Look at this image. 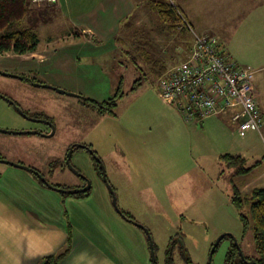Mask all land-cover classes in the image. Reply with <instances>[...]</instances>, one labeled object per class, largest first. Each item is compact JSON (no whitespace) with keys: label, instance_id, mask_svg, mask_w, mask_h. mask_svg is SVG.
I'll return each mask as SVG.
<instances>
[{"label":"rangeland","instance_id":"1","mask_svg":"<svg viewBox=\"0 0 264 264\" xmlns=\"http://www.w3.org/2000/svg\"><path fill=\"white\" fill-rule=\"evenodd\" d=\"M174 2L190 21L192 32L175 31L163 24L149 0H138L133 14L120 22L119 34L125 36L124 40H130V36L141 39L139 43L119 42L118 66L104 69L107 74L95 75L98 79L106 77L101 82L108 91L106 93L111 91L113 83L117 84L109 99L98 100L76 94L88 99L78 100L71 95V91L62 89L68 94H61L54 89L36 87L33 80L22 79L21 71L9 72L0 66L1 72L18 76L0 74V95L19 102L23 107L19 106L21 110L31 116L38 114L50 118L55 122L56 130L49 138L32 133L18 134L36 131L35 128L51 132L46 125L22 116L25 129L1 128L15 133H0V138L8 142L5 143L7 152L19 154L25 163H39L40 172L55 187L62 190L81 189L86 184L83 177L91 182V188L85 194H63L46 189V193H39L36 197H104L105 194L112 197L104 183L103 172L100 174L97 166V157L102 160L120 209L149 229L157 246L156 264H166V253L171 247L174 249V264H211L212 247L224 234L232 235L236 242L230 237L223 239L213 255L212 264H225L233 244L238 245V254L234 258L237 264L243 262L239 249L245 258L255 260L258 254L249 206L243 205L246 219L243 224L239 211L232 203L236 194L243 195L246 181L253 176L243 180L239 179L241 177L234 178V169L220 157L227 153L241 156L246 160L244 168L261 161L264 168L261 134L246 132L240 135L229 119L230 113L212 117L205 124H187L176 110L174 112L166 106L158 83L164 74L186 60L188 43L192 44L194 40L193 31L208 36L219 43L231 61L249 70L253 90L259 97L264 136V0ZM91 4L92 0H82L85 8ZM50 13L40 18V26H34L41 45L46 44L49 36L63 37L68 31L72 32L59 10ZM127 22L132 25L127 27ZM30 26L25 20L9 30H23ZM144 39L149 40L151 45L150 49L145 47L148 54L168 68L160 77V65L153 67L146 64L142 54L131 48L135 44H144ZM61 43L64 42L55 44ZM138 82L141 84L137 85ZM95 93L105 94L103 89ZM113 98H116L115 105L110 103ZM161 112L170 116L172 121L164 119ZM177 115L181 123H178ZM120 118L123 119L121 122ZM173 123H177L175 128L171 127ZM134 134H145V139L141 137L137 141L133 140L134 137L130 140ZM88 140L95 142L99 151L103 150V156L90 152L85 154L82 150L72 154V165L82 174L79 176L65 165V160L72 145L77 142L90 144ZM141 141L144 142V149H139V153H130L127 147L140 146ZM91 150L95 151L93 147ZM147 158L150 166L144 167L145 171L141 170ZM0 159L28 167L19 160ZM136 170L144 178L142 186L130 183V175ZM114 171L119 173L117 179ZM93 176L99 180L95 178L92 182ZM7 177L18 180L22 184V192L26 191L27 182L23 177L10 174ZM96 183L102 188H98ZM117 187L121 190L120 194ZM118 197H157L160 200H152L143 207L137 204L124 206L121 200L118 202ZM133 203L136 201L132 199Z\"/></svg>","mask_w":264,"mask_h":264},{"label":"crops","instance_id":"2","mask_svg":"<svg viewBox=\"0 0 264 264\" xmlns=\"http://www.w3.org/2000/svg\"><path fill=\"white\" fill-rule=\"evenodd\" d=\"M137 2L138 0H92L88 8L82 6V0H58L55 4L31 5V11L25 19L31 26L26 29H32L37 34L34 26H40V18L47 17L52 10L57 9L66 18L72 32L68 31L63 37L49 36L45 45L40 44L41 38L37 34L39 43L36 50L22 55L14 52L0 53V66L9 72L21 71L22 79L71 91V95L78 100L80 99L76 94L98 100L109 99L111 91L117 84L113 83L111 91L106 93L108 91L101 83L106 77L98 79L95 75L107 74L104 69L118 66V45L125 38L119 34L120 22L133 14ZM59 42L64 43L55 44ZM150 46L146 47L150 49ZM188 55L189 53L185 58ZM144 60L153 67L160 65L159 62L150 63L149 59ZM160 67L159 77L168 69L165 64ZM95 89H103L105 94H96ZM255 96L260 109L259 97L256 94ZM155 98L157 97L153 99ZM16 103L18 106L21 105L19 102ZM166 106L179 113L173 106L167 104ZM20 107L23 108L22 105ZM162 115L167 121H172L166 113L161 112ZM176 117L178 123H181L179 116ZM22 118L12 104L0 97V129L10 127L25 129L22 122L25 119ZM47 119L52 121L50 118ZM209 119L201 123L187 124L194 126L205 124ZM122 120L120 118V122ZM176 126L177 123L171 124V127ZM35 129L45 134L48 132ZM248 132L258 131L252 129ZM258 133L262 136L264 147V136L262 132ZM141 137L145 139V134H134L130 140L134 138L133 140L138 141ZM88 141L90 144L77 143L93 147L95 153L103 156V150L99 151L95 142ZM141 142L140 146L127 147L130 153H139V149H144V142ZM5 143L8 142L0 138V158L23 162L19 154L6 151L8 149ZM149 163L147 158L140 169L144 170V167L150 166ZM22 164L38 172L41 171L38 168L39 163L23 162ZM7 166L12 165L0 163V264H42L46 257L60 253L68 244L69 237H71V249L60 264H151L147 235L117 213L112 197H107L106 194L104 197H36L39 193H46V189L49 188L42 185L33 172ZM8 174L23 177L27 182L26 191L22 192V184L18 180H10ZM113 174L117 179L119 173L114 171ZM249 176L253 177L246 181L243 194L255 188H264L262 163L247 177L239 179L243 180ZM95 178L97 177L93 176L92 182H95ZM129 180L132 185L144 184V178L139 176L137 170L130 175ZM96 185L102 188L99 183ZM117 191L120 194L119 187ZM146 198L118 197V202L121 200L124 206L137 204L143 207L152 200L156 202L160 200L157 197ZM132 199L136 203L132 204Z\"/></svg>","mask_w":264,"mask_h":264},{"label":"built area","instance_id":"3","mask_svg":"<svg viewBox=\"0 0 264 264\" xmlns=\"http://www.w3.org/2000/svg\"><path fill=\"white\" fill-rule=\"evenodd\" d=\"M58 0H27L30 5ZM162 99L174 106L187 123H201L230 113L239 134L262 132V115L250 81L249 70L223 55L216 40L195 34L192 49L159 80Z\"/></svg>","mask_w":264,"mask_h":264},{"label":"trees","instance_id":"4","mask_svg":"<svg viewBox=\"0 0 264 264\" xmlns=\"http://www.w3.org/2000/svg\"><path fill=\"white\" fill-rule=\"evenodd\" d=\"M149 1L154 7V9L157 11V14L163 24L168 25L171 29H174L175 31L178 30L180 32H183L184 30H190L192 32V28L190 26L189 21L187 20L185 13L181 10V8H179L175 4L174 0H149ZM30 6L31 5L27 2V0H0V53L14 52L15 54L22 55L36 50L37 45L39 43V37L32 29L17 30V31L9 30V28L12 27L15 23H21L28 17V14L31 11ZM131 25L132 24L129 22L126 23L127 27ZM195 34L198 33H195L193 31V39L195 38ZM129 39L130 40H123V41L139 43L141 38L138 37L132 38L130 36ZM144 40H145L144 44L142 45L138 44V46H136L135 44L132 45L131 48L138 50L142 54V57L144 59L150 60V63L159 62L157 60L155 61V59H153L148 54L145 47L149 46L150 43L148 42L149 40L148 41L146 39ZM193 43L192 44L190 42L188 43V53H190ZM223 55L227 57L224 51H223ZM137 85H140V82H138ZM78 97L83 101H88L87 98L81 97L79 95ZM115 102H116V98L110 100V103L113 105H115ZM14 103L17 105L16 102ZM220 159L224 163L229 165L230 168L234 169L235 172L233 174L234 178L244 177L249 175L254 169H256L262 163L261 161H259L254 166H251L249 168H244L243 166L246 160L241 156H235L229 153L222 155ZM97 166L99 167V173L102 174V170L98 165V163ZM232 203L239 211L240 219L243 222V224H245L246 219L242 212V208L244 204L249 206L253 220L254 241L258 254V258H255V261H257L258 264H264V188H255L249 193L243 194L242 196L241 193H238L235 195V197H233ZM123 213L125 215L124 219L130 223H133L132 221H130V220H134L133 217L125 211H123ZM226 238H229V236ZM67 243L68 244L64 247V249L60 253H57L56 255H52L43 259L42 264H60V262L70 252L71 237H69ZM171 249H169L166 253L167 255L166 264H174V259H173L174 249L172 247ZM155 251H157L156 245H155ZM237 254H238V247L233 244L232 248L230 249V251L226 256L225 264H237L234 260ZM238 264H243V262Z\"/></svg>","mask_w":264,"mask_h":264},{"label":"water","instance_id":"5","mask_svg":"<svg viewBox=\"0 0 264 264\" xmlns=\"http://www.w3.org/2000/svg\"><path fill=\"white\" fill-rule=\"evenodd\" d=\"M0 74L2 75H6V76H12V77H18L16 75H13V74H9V73H3L0 71ZM36 87H43V88H49V89H54V90H57L59 93L61 94H68V92L62 90V89H58V88H55V87H52V86H49V85H46V84H41V83H35L34 84ZM0 97L8 100L10 102V104H12L16 109L17 111L19 112V114L21 116H23L24 118H29L28 115H26L19 106H17L14 101H11L9 100L8 98H5L3 97L2 95H0ZM30 121H33V122H45L47 123L52 131L49 135H45V134H40L39 132L37 131H26V132H19L18 134H27V133H32V134H40L41 136H44V137H51L55 134V127L53 124L49 123V122H46V121H39V120H35V119H30ZM0 133H3V134H13L15 132L13 131H9V130H2L0 129ZM80 147H84V146H80ZM72 151L73 149H71V152L68 154V157H67V164L69 166V168L76 174H78V171L71 165L70 163V158H71V155H72ZM99 163H100V166H101V169H102V172H103V180H104V183L105 185L107 186V188L109 189L111 195H112V203H113V206L115 208V210L117 211V213L122 217L124 218L125 215L123 213V211L120 209V207L118 206V203H117V198H116V194H115V191L114 189L112 188V186L109 184L108 180H107V176H106V173H105V168H104V165L102 163V161L100 159H98ZM0 163H6V164H9V165H12L14 167H17V168H21V169H25L27 171H31L33 172L34 174H36V171L32 170L30 167H27V166H24V165H21V164H16V163H13V162H9L7 160H1L0 159ZM43 183L49 188V189H52V190H56V191H59L63 194H79V193H86L90 190L91 188V183L88 181V184H87V187L86 188H83V189H74V190H62L58 187H55L53 185H51L50 183H48L43 177H39ZM132 221L136 227H138L139 229H141L143 232L146 233L147 235V238H148V241H149V247H150V253H151V264H156V253H155V244L152 240V236H151V233L149 231V229L141 224V223H137L136 221L134 220H130ZM230 237L232 238L235 242H236V239L232 236V235H229V234H224L222 236L219 237V239L216 241V243L213 245L212 247V250H211V253H210V263L212 264V260H213V255L218 247V245L220 244V242L225 239L226 237ZM236 246L238 247V245L236 244ZM239 253L241 255V258H242V261H243V264H258L257 261L255 260H249L247 258L244 257V254L242 253V251L239 249Z\"/></svg>","mask_w":264,"mask_h":264},{"label":"flooded vegetation","instance_id":"6","mask_svg":"<svg viewBox=\"0 0 264 264\" xmlns=\"http://www.w3.org/2000/svg\"><path fill=\"white\" fill-rule=\"evenodd\" d=\"M33 84H35V83H33ZM24 111V110H23ZM24 113L26 114V115H28V119L30 120V119H35V120H39V121H46V122H49V123H51V124H54L52 121H50V120H48L47 118H45V116H39L38 114L36 115H33V116H31L30 114H28V113H26L25 111H24ZM36 123H42V124H44V125H46L47 127H49V128H51L47 123H45V122H36ZM54 127H55V125H54ZM51 131H52V129H51ZM56 131V130H55ZM40 134H45V133H41V132H39ZM51 132H47V134H45V135H49ZM40 134H37V135H40ZM41 136V135H40ZM43 137V136H42ZM80 146H84V147H80ZM71 149H73V151H72V154H74L76 151H79V150H84L85 152H90V153H93V154H95V151H92L91 150V147H88V146H86V145H82V144H79V143H75L74 145H72V147L70 148V152H71ZM96 155V154H95ZM97 157V156H96ZM98 157H97V161H98ZM71 160H72V155H71V158H70V163H71V165H72V162H71ZM102 161V160H101ZM98 163V165L100 166V163H99V161L97 162ZM65 165L69 168V166H68V164H67V158H66V160H65ZM73 166V165H72ZM74 167V166H73ZM101 167V166H100ZM75 168V167H74ZM32 169V168H31ZM70 169V168H69ZM76 169V168H75ZM32 170H34V171H36V176L38 177V179L41 181V183H42V185H44L45 187H47L44 183H43V181L39 178L40 176L41 177H43L46 181H47V179L44 177V175L42 174V173H40V172H38L37 170H35V169H32ZM77 170V169H76ZM78 171V170H77ZM76 174V173H75ZM76 175H79V176H81L82 174L78 171V174H76ZM84 179H85V182H86V184H85V187H82L81 189H83V188H86L87 187V184H88V181L89 180H87V178L86 177H83ZM48 182V181H47ZM90 182V181H89ZM49 183V182H48ZM91 183V182H90ZM51 184V183H50ZM86 193H88V192H86ZM79 194H83V193H79ZM85 194V193H84Z\"/></svg>","mask_w":264,"mask_h":264}]
</instances>
